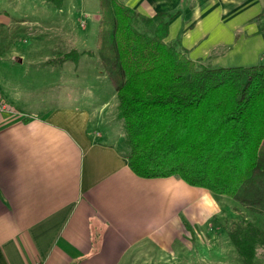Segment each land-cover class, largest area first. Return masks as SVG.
<instances>
[{"label": "crops", "instance_id": "crops-1", "mask_svg": "<svg viewBox=\"0 0 264 264\" xmlns=\"http://www.w3.org/2000/svg\"><path fill=\"white\" fill-rule=\"evenodd\" d=\"M121 1L149 16L176 11L165 40L178 42L198 63H264V0ZM66 2L58 6L60 20L41 21L37 14L32 20L63 27V37L5 24V33L23 35V42L9 54L11 73L0 77V92L20 107L0 114V264H148L155 253L194 249L196 228L216 212L210 191L177 176L134 173L115 144L106 101L25 106V85L34 77L85 78L83 54H72L74 47L83 53L84 38L77 46L67 24L77 10ZM99 16L97 10L92 17L96 33ZM86 20L80 17L79 25ZM112 95L118 105L115 89Z\"/></svg>", "mask_w": 264, "mask_h": 264}, {"label": "trees", "instance_id": "trees-1", "mask_svg": "<svg viewBox=\"0 0 264 264\" xmlns=\"http://www.w3.org/2000/svg\"><path fill=\"white\" fill-rule=\"evenodd\" d=\"M98 1L99 62L118 97L125 134L119 150L130 169L180 177L264 214V63H197L165 40L176 11L149 16L121 0ZM245 226L228 234L252 264L264 228Z\"/></svg>", "mask_w": 264, "mask_h": 264}, {"label": "rangeland", "instance_id": "rangeland-1", "mask_svg": "<svg viewBox=\"0 0 264 264\" xmlns=\"http://www.w3.org/2000/svg\"><path fill=\"white\" fill-rule=\"evenodd\" d=\"M66 4L72 5L77 10L67 24L69 28L73 29V33L78 38L75 41L76 44L78 43L77 46H80V39L84 38L82 47L85 48L82 51L83 53L74 47L72 54L73 57L83 54V56L79 57L82 58L81 61L85 62L83 66V76L85 78L80 80L74 76L71 78L64 77L63 79L61 76L51 74L48 80L45 81L43 78L41 80L34 77L35 81L32 86L25 85L27 93V97L24 99L25 106L32 110H43L57 103L79 104L82 102L87 106L94 107L93 104L100 106L103 101H106L105 111L114 115L113 122L116 128L115 144L119 148L123 147L125 134L122 123L120 124L121 120L117 116L118 108L112 95L114 86L100 65L96 44L97 25L92 22L93 13L97 10L100 12L99 1L82 0L80 2V0H68ZM55 5L56 3L52 0H49L47 4L44 3V0H0V77L5 72L11 73L8 69L10 64L8 61L9 54L16 44L23 42V40L19 39L23 35L5 33V24L11 23V26L24 27L26 29H38L39 27L41 32H46L45 37H49L51 32V36L55 34L63 37L61 35L65 34V30L61 26V28L57 26L50 28L49 25L44 23L36 24L32 22L36 14L40 16L41 21L47 22L48 19L51 22L60 20L58 6ZM69 9L72 8L69 7ZM85 11L87 12L85 13ZM80 17L84 21L87 19L86 25L83 27L79 25ZM136 25L141 30H146V26L139 19H137ZM5 36L8 38L6 39ZM97 67H99V72ZM13 78H18L14 69ZM20 84L24 85L25 83ZM82 95L89 96L81 97ZM15 106V109L20 110L19 106ZM210 195L211 200L216 204V212L210 216L206 224L196 228L195 243L192 244L194 249H190L185 253L177 252L176 256L169 254V256L162 257L159 256V253H155V257H148V264H245L236 251L228 233L236 225H242L243 229H245L247 222L263 229L264 214L251 210L228 195H216L211 191ZM197 238L198 240H196ZM252 261V264H264V243L260 239L255 244V253Z\"/></svg>", "mask_w": 264, "mask_h": 264}, {"label": "built area", "instance_id": "built-area-1", "mask_svg": "<svg viewBox=\"0 0 264 264\" xmlns=\"http://www.w3.org/2000/svg\"><path fill=\"white\" fill-rule=\"evenodd\" d=\"M15 107L2 95L0 92V114L1 113H16ZM34 264H46L44 261H37Z\"/></svg>", "mask_w": 264, "mask_h": 264}]
</instances>
